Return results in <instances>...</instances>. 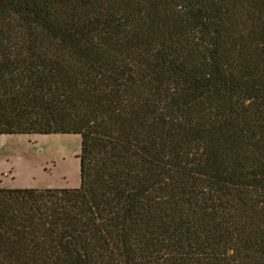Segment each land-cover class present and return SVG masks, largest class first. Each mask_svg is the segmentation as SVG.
I'll list each match as a JSON object with an SVG mask.
<instances>
[{"label": "trees", "instance_id": "obj_1", "mask_svg": "<svg viewBox=\"0 0 264 264\" xmlns=\"http://www.w3.org/2000/svg\"><path fill=\"white\" fill-rule=\"evenodd\" d=\"M16 132L82 181L0 187V264H264V0H0Z\"/></svg>", "mask_w": 264, "mask_h": 264}, {"label": "rangeland", "instance_id": "obj_2", "mask_svg": "<svg viewBox=\"0 0 264 264\" xmlns=\"http://www.w3.org/2000/svg\"><path fill=\"white\" fill-rule=\"evenodd\" d=\"M80 133L0 135V187L81 185Z\"/></svg>", "mask_w": 264, "mask_h": 264}]
</instances>
